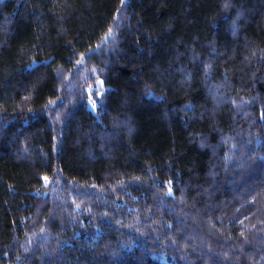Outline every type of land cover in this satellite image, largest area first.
<instances>
[{
    "label": "trees",
    "instance_id": "1",
    "mask_svg": "<svg viewBox=\"0 0 264 264\" xmlns=\"http://www.w3.org/2000/svg\"><path fill=\"white\" fill-rule=\"evenodd\" d=\"M0 264H264V0H0Z\"/></svg>",
    "mask_w": 264,
    "mask_h": 264
}]
</instances>
